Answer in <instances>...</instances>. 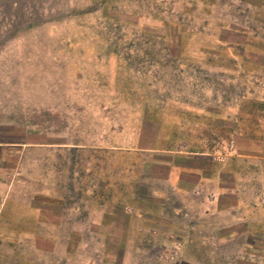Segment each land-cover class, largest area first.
<instances>
[{
    "label": "rangeland",
    "instance_id": "1",
    "mask_svg": "<svg viewBox=\"0 0 264 264\" xmlns=\"http://www.w3.org/2000/svg\"><path fill=\"white\" fill-rule=\"evenodd\" d=\"M259 4L0 0V264H264Z\"/></svg>",
    "mask_w": 264,
    "mask_h": 264
},
{
    "label": "crops",
    "instance_id": "2",
    "mask_svg": "<svg viewBox=\"0 0 264 264\" xmlns=\"http://www.w3.org/2000/svg\"><path fill=\"white\" fill-rule=\"evenodd\" d=\"M257 7H259V9L264 11V0H260V4ZM0 190H2V194L0 195V196H2L6 191L7 192L9 191V186L0 182ZM2 197H4V196H2Z\"/></svg>",
    "mask_w": 264,
    "mask_h": 264
}]
</instances>
